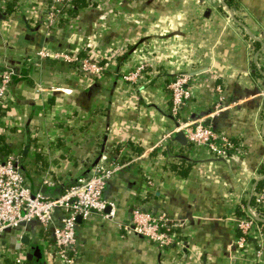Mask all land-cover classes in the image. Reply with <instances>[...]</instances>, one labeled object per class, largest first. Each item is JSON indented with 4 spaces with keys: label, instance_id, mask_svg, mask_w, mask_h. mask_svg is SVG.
Returning <instances> with one entry per match:
<instances>
[{
    "label": "crops",
    "instance_id": "crops-1",
    "mask_svg": "<svg viewBox=\"0 0 264 264\" xmlns=\"http://www.w3.org/2000/svg\"><path fill=\"white\" fill-rule=\"evenodd\" d=\"M91 1L52 39L32 31L36 7L47 0H14L18 9L0 13V71L12 73L0 130L32 193L55 196L97 163L128 161L102 192L113 216L77 222L75 264H264L257 231L242 249L234 245L237 211L264 176V0H224L227 7L218 0ZM42 46L97 60L125 48V56L92 76L39 57ZM143 61L146 71L128 84L122 74ZM185 72L193 91L180 114L201 117L230 140L223 158L168 134L175 123L166 83ZM176 163L186 170L175 171ZM135 209L178 223L181 245L160 247L137 234ZM35 244L40 264H57L50 231L35 221L0 234V264L25 260Z\"/></svg>",
    "mask_w": 264,
    "mask_h": 264
},
{
    "label": "built area",
    "instance_id": "built-area-1",
    "mask_svg": "<svg viewBox=\"0 0 264 264\" xmlns=\"http://www.w3.org/2000/svg\"><path fill=\"white\" fill-rule=\"evenodd\" d=\"M9 0H0V8H4ZM220 1V0H218ZM72 0H48L42 7L37 8L33 20H41L40 25L44 35H48L66 28L62 19L68 17L67 9L71 8ZM125 48H112L105 60L94 59L90 54H73L62 49L40 47L37 55L41 58H53L77 69L80 73L99 75L107 72L108 63L117 60ZM148 62L136 65L125 71L122 78L128 84L136 82L146 71ZM11 71H0V111L5 103V97L11 80ZM191 78L188 73H176L167 80L170 97V112L174 115L182 129L187 143L197 147H204L215 157H225L232 143L228 138L220 135L212 126L206 125L203 119L182 117L181 108L192 97ZM41 84H36L38 91L45 90ZM50 90H57L51 86ZM217 94H221L220 84L216 87ZM223 108L217 103L212 114ZM170 131L168 134H172ZM264 132V127L262 129ZM168 135V136H169ZM128 161L97 163L89 175L78 177L55 196H44L40 192L30 190L20 166L19 156L9 153L0 155V234L7 231L24 230L29 223L35 221L44 230H49L52 236V248L56 255L57 264H75L77 254L76 217L80 220L88 219L92 214H102L104 217L113 216V210L105 213L108 202L102 197L106 182ZM264 178V176L262 177ZM44 183L51 184L47 179ZM255 204H244L240 207L242 214L237 219L238 236L234 245L242 249L247 237L252 232L260 235L258 254L264 250V183L259 189L254 185L249 192ZM134 231L160 247L175 244L181 245L176 230L178 223L171 222L163 214H152L141 209L133 211L131 221ZM19 258L16 262L22 263Z\"/></svg>",
    "mask_w": 264,
    "mask_h": 264
},
{
    "label": "trees",
    "instance_id": "trees-1",
    "mask_svg": "<svg viewBox=\"0 0 264 264\" xmlns=\"http://www.w3.org/2000/svg\"><path fill=\"white\" fill-rule=\"evenodd\" d=\"M71 4H72L71 8L67 9L68 17L62 19V24H64V25L65 24L67 25V23H69V19L71 17L75 16L76 13H78V11L80 10V8H82V7H88V6H93L94 5V2L91 1V0H72V3ZM18 8H19V6H17V4L14 2V0H9L7 2V4H6V6L3 9L0 8V13L3 16H7L10 12H12V11L18 9ZM40 22H41V20L37 21L34 24V27L32 28V31H34V32H40V30H41ZM60 30H58V31H56L54 33H57L58 35L61 36V33H60L61 31ZM54 33L48 34L47 36H50L49 38L52 39L53 36H55ZM59 39L60 40H65L66 38L65 37H63V38L59 37ZM255 43L256 42H253L254 45H256ZM124 56H125V53L120 54L118 56V61H119V58H120V61L123 62ZM2 113H3V109L0 111V116H1ZM232 148L233 147H230L228 150L231 151ZM9 153H12V152H11V150H10L7 142H6L5 135L0 130V155L5 156V155H7ZM172 167H173V169L175 171L180 172V173H183L186 170V169L182 168V164H180V165L178 164L177 165V163H176V165H172ZM263 183H264V178H262L261 181L258 183V185L256 186V189H259L262 186ZM250 204H255L253 198L250 199ZM237 212L239 214H242V212L240 211V209ZM40 262H41L40 258H38V259L37 258H32V259L26 258L24 260V262H22V263H18V262L16 263L15 261H13V262L10 261L9 264H40Z\"/></svg>",
    "mask_w": 264,
    "mask_h": 264
},
{
    "label": "water",
    "instance_id": "water-1",
    "mask_svg": "<svg viewBox=\"0 0 264 264\" xmlns=\"http://www.w3.org/2000/svg\"><path fill=\"white\" fill-rule=\"evenodd\" d=\"M219 4H220V5H224L225 7H227V6H226V2H225L224 0H220V1H219ZM168 115L173 119V121H174V123H175V128H176V129L173 131V133H172V139L175 140V141H177V142L180 143L181 145H185V144H187V139H186V137H185V135H184L182 129L179 128V123H178L176 117H175L174 115H172V114H171V115L168 114ZM219 158H220V157H219ZM222 158H223V157H222ZM76 221H77V222L80 221V217H79V216L76 217ZM22 240H24L25 243H28V239H27V237H26L25 235L22 237ZM183 250H186V244H185V246L183 247ZM41 254H42V245H41V244H35L34 247H33L32 252H28L27 255H26V257H27L28 259H32V258H37V259H38V258L41 257Z\"/></svg>",
    "mask_w": 264,
    "mask_h": 264
},
{
    "label": "rangeland",
    "instance_id": "rangeland-1",
    "mask_svg": "<svg viewBox=\"0 0 264 264\" xmlns=\"http://www.w3.org/2000/svg\"><path fill=\"white\" fill-rule=\"evenodd\" d=\"M246 33L248 34V35H251V36H254L255 38H257V39H260V38H258L256 35H254L252 32H250V31H246Z\"/></svg>",
    "mask_w": 264,
    "mask_h": 264
}]
</instances>
